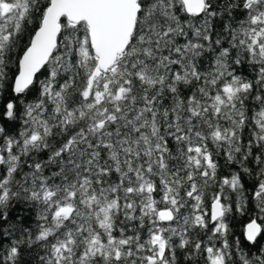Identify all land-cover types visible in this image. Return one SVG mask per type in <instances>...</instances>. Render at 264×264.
<instances>
[{"label":"snow or ice","instance_id":"obj_1","mask_svg":"<svg viewBox=\"0 0 264 264\" xmlns=\"http://www.w3.org/2000/svg\"><path fill=\"white\" fill-rule=\"evenodd\" d=\"M181 259L264 264V0H0V264Z\"/></svg>","mask_w":264,"mask_h":264},{"label":"trees","instance_id":"obj_2","mask_svg":"<svg viewBox=\"0 0 264 264\" xmlns=\"http://www.w3.org/2000/svg\"><path fill=\"white\" fill-rule=\"evenodd\" d=\"M221 164L223 165V160L221 159ZM233 168H238L237 165H232ZM225 172V169L222 168L221 169V175H223ZM252 215L254 216L255 213H252ZM249 221V216L248 215H240L238 213H233L232 214V218L230 219L229 223H230V229H231V236H230V240L235 238V237H240V239L243 241L244 240V236L242 235L244 227L246 225V223ZM180 264H183V261L181 259Z\"/></svg>","mask_w":264,"mask_h":264}]
</instances>
